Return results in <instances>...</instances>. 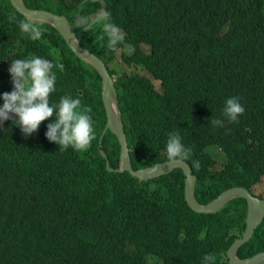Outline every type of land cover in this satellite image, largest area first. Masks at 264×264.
Here are the masks:
<instances>
[{
    "label": "trees",
    "instance_id": "1",
    "mask_svg": "<svg viewBox=\"0 0 264 264\" xmlns=\"http://www.w3.org/2000/svg\"><path fill=\"white\" fill-rule=\"evenodd\" d=\"M23 1L66 15L72 26L100 8L97 0ZM105 1L124 34L122 44L108 49L98 24L87 32L77 23L74 28L80 44L113 77L132 167L167 160L168 134L176 131L191 149L186 161L198 202L237 185L254 193L264 182V0ZM24 19L9 0H0V94L12 91L11 61L47 59L57 77L50 104L63 96L79 98L81 107L92 109L95 139L86 151L64 150L45 136L55 116L27 138L15 121L3 122L0 264H202L207 253L214 254V264H229L226 250L245 227V199L198 213L185 202L180 168L148 180L106 170L100 150L116 168L119 144L109 130L99 143L106 122L99 74L51 25L39 23L38 40L22 33ZM118 48L131 50L120 60L143 73L120 68ZM233 96L245 108L238 122L223 115L225 100ZM212 118L224 126H213ZM211 146L224 161L211 154ZM261 250L264 218L237 255Z\"/></svg>",
    "mask_w": 264,
    "mask_h": 264
},
{
    "label": "clouds",
    "instance_id": "2",
    "mask_svg": "<svg viewBox=\"0 0 264 264\" xmlns=\"http://www.w3.org/2000/svg\"><path fill=\"white\" fill-rule=\"evenodd\" d=\"M39 21L25 18L19 22L22 33L29 35L32 40H38L43 35ZM102 29L101 40L106 38L107 47L115 50L124 42V34L119 26L114 24L111 14L101 9L93 17H81L77 27L89 31L94 25ZM53 63L47 59L34 56L27 59L11 61L8 72L11 77L12 91L0 94V126L4 121L13 120L25 138L35 133L40 124L55 116L54 122L47 124L46 138L56 143L59 149L71 147L75 151H86L95 139L94 121L90 115V107H81L79 98L69 96L60 98L58 104H50V94L55 91L56 73ZM57 68L63 69L62 64ZM245 108L236 96L227 98L224 102L223 115L230 122H238ZM15 117V119H13ZM213 126L223 127L224 121L212 118ZM165 154L169 162H183L190 158L191 149L182 143L180 134L176 131L168 134ZM193 165L199 168V161ZM214 254L207 253L202 258V264H214Z\"/></svg>",
    "mask_w": 264,
    "mask_h": 264
},
{
    "label": "water",
    "instance_id": "3",
    "mask_svg": "<svg viewBox=\"0 0 264 264\" xmlns=\"http://www.w3.org/2000/svg\"><path fill=\"white\" fill-rule=\"evenodd\" d=\"M11 5L24 17L47 23L54 27L62 36L71 51L82 61L92 65L101 78V100L105 110L106 122L100 134L99 143L104 133L109 130L115 135L119 144V161L116 168H112L105 152L101 149L100 153L105 157V168L108 171L123 172L127 171L138 180H148L160 175L167 174L173 168H180L184 175L183 195L187 205L198 213H214L219 210L226 202L233 198L241 197L246 201L245 227L239 237H235L226 250L229 264H264V250L258 251L247 257L237 255L238 248L249 241L255 228L264 218V198L252 193L244 186H232L221 191L217 196L207 203H200L196 200L194 185L195 176L192 173L190 164L187 161L169 162L168 160L157 162L153 165L134 169L131 165L130 152L127 144L126 133L124 130L121 111L118 107L116 89L112 75L109 73L105 62L94 52L83 47L76 36L74 28L68 17L64 14L55 13L42 8H30L23 0H9ZM101 9H106L105 0H97ZM96 13H92L94 16Z\"/></svg>",
    "mask_w": 264,
    "mask_h": 264
},
{
    "label": "rangeland",
    "instance_id": "4",
    "mask_svg": "<svg viewBox=\"0 0 264 264\" xmlns=\"http://www.w3.org/2000/svg\"><path fill=\"white\" fill-rule=\"evenodd\" d=\"M77 18L73 21V27H75L74 25L77 23ZM122 52H125L126 54H129L131 52V50H123L118 48L116 51V56H115V62H118L117 65L122 68L125 71H136V72H140L143 73L142 69L136 68L134 66H130V65H126L122 60H120V56L122 54ZM209 151L211 152V154L213 156H215L217 159H219L221 162L224 161V156L223 154L219 151V148L216 146H211L209 148ZM254 193L256 194H262L264 195V182H260L258 183L255 188H254Z\"/></svg>",
    "mask_w": 264,
    "mask_h": 264
},
{
    "label": "flooded vegetation",
    "instance_id": "5",
    "mask_svg": "<svg viewBox=\"0 0 264 264\" xmlns=\"http://www.w3.org/2000/svg\"><path fill=\"white\" fill-rule=\"evenodd\" d=\"M254 194L259 196V194H256V193H254ZM259 197H261V196H259ZM262 198H264V197H262Z\"/></svg>",
    "mask_w": 264,
    "mask_h": 264
}]
</instances>
